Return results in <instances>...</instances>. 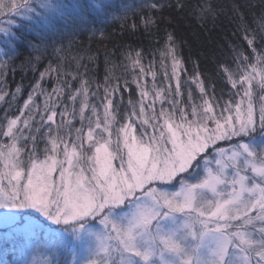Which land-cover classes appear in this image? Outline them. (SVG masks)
I'll use <instances>...</instances> for the list:
<instances>
[{
  "label": "snow or ice",
  "instance_id": "1",
  "mask_svg": "<svg viewBox=\"0 0 264 264\" xmlns=\"http://www.w3.org/2000/svg\"><path fill=\"white\" fill-rule=\"evenodd\" d=\"M166 8L222 14L213 0H0V264H264V0L230 6L244 44L217 65L227 99L188 74L170 32L103 81L59 55L110 21L158 27ZM22 46L21 68L56 59L18 104Z\"/></svg>",
  "mask_w": 264,
  "mask_h": 264
},
{
  "label": "trees",
  "instance_id": "2",
  "mask_svg": "<svg viewBox=\"0 0 264 264\" xmlns=\"http://www.w3.org/2000/svg\"><path fill=\"white\" fill-rule=\"evenodd\" d=\"M119 2V0H118ZM129 4H138L140 0H125ZM169 3H176V0H168ZM196 3L197 0H190ZM214 3L222 6V14H218L212 19L198 20L185 11L173 8H166L157 16L158 27L145 31L143 27L132 30L122 21H110L104 26V36H91L84 32L76 37H69L64 40L66 52L59 55L65 57L69 62L74 56L83 57L82 63H87L89 75L94 81H103L106 70H112L113 75H118L121 71L119 67L113 68V64L119 65L123 59V54L129 49H142L147 53L158 55V48L162 45L165 34L173 33L176 38L178 53L182 56L188 74H191L194 66L202 76L210 78L216 85L217 93L223 91L224 98L227 99L229 88L225 87L217 74V65L223 61H230L232 48L243 45L237 29V22L233 18L230 6L234 4H247L249 0H213ZM258 3V0H252ZM247 11V10H246ZM39 43L38 39L36 41ZM21 56L16 61L15 72H9L8 84L14 90L17 84H22L25 95L19 98L18 104H22L26 99V93L30 90L32 83L38 79L39 71L47 65L49 59L55 60L56 56L51 55V49L41 54V59L36 65L38 71H32L29 66L20 67L21 63L29 55L26 46H22ZM91 56L93 60L88 62ZM146 55V59H150ZM207 82V81H206ZM50 87V85H46ZM193 95H197V90L193 86ZM3 105H0L2 114ZM5 241L0 238V250L6 247ZM9 259L11 257L9 256Z\"/></svg>",
  "mask_w": 264,
  "mask_h": 264
},
{
  "label": "rangeland",
  "instance_id": "3",
  "mask_svg": "<svg viewBox=\"0 0 264 264\" xmlns=\"http://www.w3.org/2000/svg\"><path fill=\"white\" fill-rule=\"evenodd\" d=\"M6 230L3 229V228H0V238L3 239V233L5 232ZM4 240V239H3Z\"/></svg>",
  "mask_w": 264,
  "mask_h": 264
}]
</instances>
